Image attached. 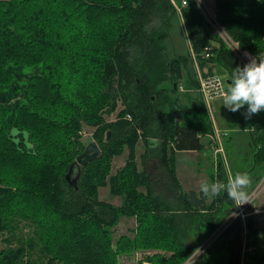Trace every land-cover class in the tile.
<instances>
[{"label": "trees", "instance_id": "obj_1", "mask_svg": "<svg viewBox=\"0 0 264 264\" xmlns=\"http://www.w3.org/2000/svg\"><path fill=\"white\" fill-rule=\"evenodd\" d=\"M213 1L240 50L264 58V0ZM187 3L178 15L171 0H0V241L7 245L0 264H119L134 252L142 254L137 264H184L229 215L222 162L209 174L219 179L211 201L209 192L182 190L176 175V154L201 152L203 138L214 135L198 73L217 77L225 90L231 70L243 66L194 0ZM174 35L186 39L184 55ZM170 79L177 84L166 89ZM244 112L230 117L253 129L252 165L241 172L250 178L259 166L250 179L257 184L264 111ZM112 113L115 120L106 121ZM83 126L93 129L100 155L81 167L73 187L65 175L85 147ZM139 141L143 166L150 165L141 170ZM125 147L124 166L109 178L110 193L122 197L115 207L99 200L98 188ZM119 217L135 226L113 239ZM245 223L244 236L233 223L193 264H262L256 223L252 216ZM21 227L28 231L18 237Z\"/></svg>", "mask_w": 264, "mask_h": 264}, {"label": "rangeland", "instance_id": "obj_2", "mask_svg": "<svg viewBox=\"0 0 264 264\" xmlns=\"http://www.w3.org/2000/svg\"><path fill=\"white\" fill-rule=\"evenodd\" d=\"M202 4L209 11V16L211 18L214 16L216 21H217L216 14H215L217 9L215 7L214 1L213 0H203ZM200 6H201V8H203L202 5H200ZM177 14L181 15V11H180V13L177 12ZM217 23H218V21H217ZM213 32H214V29H213ZM173 39L181 42L180 44H178V47H177L178 53L177 54L184 55L186 52V49H188V44H187L186 39L183 38V36H176V35H174ZM167 52H168V56L171 57L172 53L169 51V48H168ZM188 71L192 75V71H190V70H188ZM174 79H175V77H174ZM174 79L167 80L165 83H163L164 84L163 87H165L167 89V88H170L172 84L176 85L177 82ZM180 82H181V80L180 81L178 80V83H180ZM210 84H213L212 80H210ZM210 84L209 83L203 84V88L205 89V91H208L211 89ZM178 93H177V95L180 98L179 101L181 103H185L187 100L186 99L187 92L185 93V90L179 86ZM200 93L202 95V91L198 92L199 95H200ZM195 94H197V93H195ZM191 96H193V95H191ZM221 103H222V99L219 97H213V98L208 100V106L210 105V110L212 112V121L210 120V118H209V120L212 123L213 128L216 131H218L215 135H217V134L219 135V132H222L223 130L226 132L231 130L232 133H230L229 136L234 137L235 139L241 141L242 140L241 135L234 132L233 122L228 116V109H226ZM120 107L121 106H119V109H120ZM105 120L108 122L114 121L115 120V113H112L109 116L106 115ZM239 126H236L235 128H238ZM92 131H93L92 128H89L87 126H83L81 135H82V141L84 142L85 145L89 141L92 140ZM203 141L205 144V148L201 152H178L176 154L175 168H176L177 178L181 184V188H183L185 191H195L198 193V191L201 189L202 184L206 183L209 186H211L212 184L216 185V181L212 182V181H210V178H209L210 173H213L214 175L216 174V164L213 160L212 151H211V150H213V143H212L210 138L209 139L203 138ZM208 141H211V145H209ZM144 151H145V148L143 146V143L141 141H139L137 143V146H136V163H137L138 169H140V170L143 169V167L148 168L150 166L148 163H146V165L143 166L142 154L144 153ZM127 153H128V150L125 147L124 149H122L120 154L115 155L113 157V159L111 161L110 174L108 175L107 180H106L107 185L104 187L98 188L99 200L106 202V203H109L115 207H119L123 204L122 203V197L115 196V195H112L110 193L109 178H110V176L115 175L117 173V171L124 166L126 158H127ZM231 158H232L231 161L228 162V164L227 163L225 164V166H226L225 172H227V171L229 173L234 172L236 174L237 172L247 170L252 165V161L249 157V154H246V148H244L243 146H241L240 149L238 150L237 154L235 156H232ZM226 159H227V157L225 158V160ZM151 171H152L154 178L159 173V171H156L154 169H152ZM259 171H260V168H259V166H257L255 168L254 172L252 173V175L250 176V179L252 180L254 177H256L258 175V173H260ZM261 175H263V173ZM229 178L230 177L228 176V179ZM210 191L211 190H209V193L211 196L209 198V201H211V199L213 198V195L211 194ZM263 195H264V192H263ZM261 197H262V195L259 196V198H258L259 200L257 199V201H258L257 203L260 202ZM232 209H233V205L231 207V210ZM256 216L257 215H255V220L258 223L259 220H258V217L256 218ZM259 222L261 223L262 220ZM134 226H135V222L132 218L119 217L117 223L113 227H111L109 230H110V233H111V236L113 237V239H117L121 235H128L129 229L133 228ZM27 231H28L27 227H21V229L18 230L15 234L18 237H20L21 235L27 233ZM2 237L3 236H1L0 239ZM14 244H15V242H14ZM0 247L6 248L7 245L4 242L0 241ZM141 257H142L141 253H135L134 252L132 254V256L120 257L119 264H137V261ZM144 264H146V263H144Z\"/></svg>", "mask_w": 264, "mask_h": 264}, {"label": "clouds", "instance_id": "obj_3", "mask_svg": "<svg viewBox=\"0 0 264 264\" xmlns=\"http://www.w3.org/2000/svg\"><path fill=\"white\" fill-rule=\"evenodd\" d=\"M221 104L232 112L244 108L246 117L264 111V58H252L242 67L238 65L231 70ZM249 183L250 178L246 173L237 172L231 183L223 187L229 198L243 204L248 202L245 188ZM209 190L215 193L217 185H201L203 193L207 194Z\"/></svg>", "mask_w": 264, "mask_h": 264}, {"label": "built area", "instance_id": "obj_4", "mask_svg": "<svg viewBox=\"0 0 264 264\" xmlns=\"http://www.w3.org/2000/svg\"><path fill=\"white\" fill-rule=\"evenodd\" d=\"M195 4L203 14L206 21L209 23L210 27L214 29V32L217 34L219 39L239 58V60L243 63H247L250 59L254 58L246 51H241L238 47V44L233 41L230 36L225 32V30L220 26V24L217 23L215 17L212 18L209 16V11L207 8L202 4L203 0H194ZM171 3L174 7V9L180 13V9L187 6V0H180V3L178 4L176 1L171 0ZM203 8H201V6ZM212 29V30H213ZM207 56V54H206ZM196 71L197 66H196ZM198 78L200 81V91H202V95L204 98V101L206 103L207 111L210 115V118L212 119V112L210 110V106H208V100L218 96L219 98L223 99L224 94V88L222 82L217 77H208L206 80L200 79V75L198 73ZM210 80L213 81V84H210ZM204 83H209L211 86V89L208 91H205L203 88ZM216 137V144L217 148L215 150V154H222L223 155V146L221 143V135L217 134ZM232 181L231 178H229L228 183L230 184ZM264 192V174L262 178L260 179L259 183L255 186V188L248 193V202H245L243 204H240L241 201L239 200H233V209L229 213V215L226 217V219L220 224V226L212 232V234L206 238L204 241H202L200 244L197 245L194 252L190 255V257L186 260L184 264H193L200 256H202L210 244L223 232H225L233 223L237 222L242 226L243 229V236L246 234V223L245 220L247 217L250 216L248 213V207L250 204L262 193Z\"/></svg>", "mask_w": 264, "mask_h": 264}, {"label": "crops", "instance_id": "obj_5", "mask_svg": "<svg viewBox=\"0 0 264 264\" xmlns=\"http://www.w3.org/2000/svg\"><path fill=\"white\" fill-rule=\"evenodd\" d=\"M202 96V95H201ZM215 97H218V96H215ZM203 98V97H202ZM204 101V100H203ZM210 106V105H209ZM228 116L229 118L231 119L230 117V110H228ZM209 117V116H208ZM236 126L233 125V128H234V132H236L237 134H240L243 141H239L237 139H235L234 137H230L229 134L232 133L231 130L226 132V131H222V132H219V134L222 136L221 137V143H222V146H223V155L222 154H214L215 153V150L217 148V144H216V137H215V134L218 132L216 131L214 128H213V131H214V135L213 137H211V141L213 143V150L212 151V157H213V160L215 162V164L217 165V163H221L222 162V165L224 167V171L226 169V166L225 164L228 162L231 161V157L232 156H235L238 152V150L240 149L241 146H243L244 148L248 149L250 148L249 144H248V141H247V138H248V134L250 131H253V129L251 128H247V127H244V128H241V126H239L238 128H235ZM188 152H191V151H188ZM227 157V159L225 160V158ZM176 169V168H175ZM234 172H231L229 173L228 171L227 172H224L222 175L223 177L220 178V180L222 181L223 179L225 180H229L228 179V176L233 179L234 175H233ZM264 174V173H263ZM177 175V173H176ZM183 176V175H182ZM262 178V177H261ZM178 179V178H177ZM179 181V180H178ZM219 179L216 180V182H218ZM260 181V180H259ZM258 181V183H259ZM257 183V184H258ZM180 184V182H179ZM255 182L254 184L250 183L249 185L246 186V192L247 194L252 191L255 186L257 185ZM181 186V184H180ZM248 188V189H247ZM182 190H184L182 188ZM201 190V189H200ZM185 191V190H184ZM262 197L260 198V202L257 203V199L259 198V196L256 198L255 201H253L250 206L248 207V213L250 214V216H252V218L254 219L255 223H256V228L258 230V234H259V239H258V248L260 250H262L264 248V229H263V226H264V195L263 193L261 194ZM259 200V199H258ZM255 215L256 218L258 217V220L262 222L260 223L258 221L255 220ZM262 233V234H261ZM261 234V235H260ZM264 264V260H263V263Z\"/></svg>", "mask_w": 264, "mask_h": 264}, {"label": "water", "instance_id": "obj_6", "mask_svg": "<svg viewBox=\"0 0 264 264\" xmlns=\"http://www.w3.org/2000/svg\"><path fill=\"white\" fill-rule=\"evenodd\" d=\"M175 88V85H174ZM110 131L106 132V141L110 140ZM100 155V149L95 141H89L83 151L75 157V160L69 166L65 179L70 186L76 187L81 175V167L85 166L91 160Z\"/></svg>", "mask_w": 264, "mask_h": 264}]
</instances>
